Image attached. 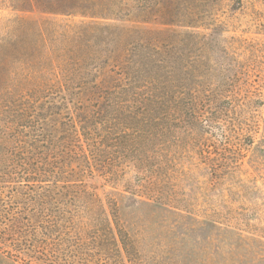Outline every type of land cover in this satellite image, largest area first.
<instances>
[{
  "label": "rangeland",
  "instance_id": "rangeland-1",
  "mask_svg": "<svg viewBox=\"0 0 264 264\" xmlns=\"http://www.w3.org/2000/svg\"><path fill=\"white\" fill-rule=\"evenodd\" d=\"M165 2L183 21L172 27L183 39L181 55H175L183 88L187 99L197 97L191 106L203 110L209 128L154 112L165 128L147 150L149 163L124 162L116 178L76 202L41 211L34 201L13 198L12 185L2 184L1 204L14 215L50 214L81 245L64 261L56 230L16 233L15 243L0 232V264H25L11 261L14 249L44 236L41 247L52 258L59 251L61 264H264V0ZM20 5L0 0L3 90L11 73L22 71L10 55L18 44L11 41L8 21ZM82 20L54 18L56 26Z\"/></svg>",
  "mask_w": 264,
  "mask_h": 264
},
{
  "label": "trees",
  "instance_id": "trees-1",
  "mask_svg": "<svg viewBox=\"0 0 264 264\" xmlns=\"http://www.w3.org/2000/svg\"><path fill=\"white\" fill-rule=\"evenodd\" d=\"M12 1L21 5L8 20L18 44L10 55L22 71L12 72L11 85L0 89L6 102L0 105V186L11 184L13 198L34 201L42 211L94 194L124 162L149 163L147 150L165 128L154 112L209 128L203 110L191 106L197 97L187 99L183 88L175 56L183 39L172 28L183 21L165 0ZM58 16L87 20L56 26ZM153 24L164 28L148 26ZM2 196L0 191V232L10 241H17L16 233L56 230L64 261L81 245L50 214L14 215ZM47 237L14 249L11 261L61 264L59 251L52 258L41 247Z\"/></svg>",
  "mask_w": 264,
  "mask_h": 264
}]
</instances>
